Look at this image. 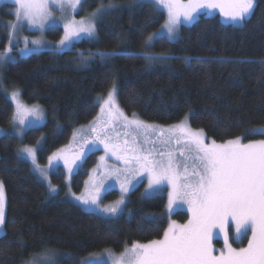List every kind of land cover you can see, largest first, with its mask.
<instances>
[{
  "label": "trees",
  "instance_id": "1",
  "mask_svg": "<svg viewBox=\"0 0 264 264\" xmlns=\"http://www.w3.org/2000/svg\"><path fill=\"white\" fill-rule=\"evenodd\" d=\"M85 1L89 8L114 6L97 20L94 38H83L62 51L32 52L6 62L2 69L5 86H16L23 101L44 107L45 121L27 128L22 138L39 148L40 164L70 140L75 127L95 117L98 96L114 82L117 103L127 115L135 113L159 124L187 116L191 127L214 141L264 139L262 134L246 135L264 128V0H255L252 14L239 25L225 23L216 14H200L190 25H180L175 41L164 37L150 47L148 34L165 20V13L154 4ZM0 15L11 19L13 6L0 5ZM49 34L58 37L60 28L51 27ZM6 41V29L0 26V50ZM160 54L172 58L152 62L144 58ZM12 114L13 105L0 84V125L7 126ZM94 159L93 152L87 155L72 175L74 192L81 189L85 170ZM64 176L60 167L51 173L59 191L49 194L29 162L18 155L15 134L0 135L6 213L0 264H24L46 249L59 253L56 264H79L103 249L120 252L133 242L163 235L168 221L166 189L145 198L143 183L139 184L129 193L122 212L103 216L66 197ZM117 195L111 189L103 199ZM172 217L183 221L187 213L177 210Z\"/></svg>",
  "mask_w": 264,
  "mask_h": 264
},
{
  "label": "snow or ice",
  "instance_id": "2",
  "mask_svg": "<svg viewBox=\"0 0 264 264\" xmlns=\"http://www.w3.org/2000/svg\"><path fill=\"white\" fill-rule=\"evenodd\" d=\"M13 2L18 6L14 13L18 20L25 18L31 23L40 21L42 24L51 15L50 4L55 5L62 12L66 8L76 11L84 0H13ZM149 2L156 5L157 11L165 8L167 10V20L162 29L147 38L146 46L150 47L154 40L162 39L165 35L168 42L175 41L179 35V26L195 22L201 9H219L222 15L234 25L241 24L252 14L255 0H188L187 3H182L181 0H149ZM112 7L114 6L109 5L107 8L101 6L87 21L82 20L78 24L72 21L66 24L65 35L59 42L60 45H65L73 36H79L80 33L93 36L95 21ZM10 27L15 28V25ZM33 43L36 42L33 41ZM22 51H31V49ZM116 54L101 53V55ZM4 56V53H0V60H3ZM144 58L152 62L165 61L172 57L160 54L145 55ZM117 91L118 88L114 84L108 92L107 99L100 97L98 102L103 99L105 105L112 106L109 109V116L113 115L112 109H115L117 118L123 117L126 121L124 125L126 128L134 126L136 129L147 131L151 126L144 125L135 119L128 120L123 112L119 111L114 99ZM17 96L18 94L14 93L12 99L16 100ZM16 110L13 119L18 118L19 122L24 124L29 111L19 102L16 104ZM101 111L103 112L104 108ZM32 114L37 115L38 119L41 118L34 110ZM92 131L96 129L93 128ZM169 131L175 137L177 145L183 144L188 151H194L195 155L186 156L184 147H181L179 155L184 158L183 161L174 159L173 153L169 152L165 162L152 158L151 149L134 146L135 137L132 144L125 139L123 147L110 143V137L105 139H100L99 135L96 137V140L104 144L106 154L110 152L116 156L117 160H123L125 165L138 166L125 169L132 176L142 172L147 173L148 189L142 194L145 198L163 191V186L167 182L172 187L169 193V206L173 204L176 197H180L189 205L192 213V218L187 224L178 225L173 221L164 232L162 239L143 244L133 242L131 248L125 249L124 254L118 258L117 264H264V140L242 143V138L237 137L222 144H217L214 140L208 144L205 143L203 130H192L188 126L187 116L185 121L172 126ZM128 134L125 133V135ZM249 134L264 135V129H252L246 132V135ZM38 150L39 148L24 146L18 150V155L26 154L28 158H31L35 170L44 175V169L37 163ZM159 155L163 157L164 153ZM57 158V153H53L48 158L49 163L51 164ZM79 159L80 155L72 161L64 158V164L69 173L73 172V165ZM103 159L104 157H101V160ZM189 159L192 161L191 171H189ZM190 176L195 179L189 180ZM131 183L132 180L126 176L121 184L122 192H128L127 185ZM57 193V187L50 185L49 194ZM98 193L99 188H96L95 194H90L88 197L78 196L75 199L80 201L82 206H86L87 210L95 207L112 217L123 211L121 208V205L125 204L123 199L112 206L100 209ZM5 223V189L3 182H0V231H3ZM232 224L237 234L251 231V239L246 248L236 249L228 243V230ZM214 229L224 232L227 249L218 256L213 255L212 252L211 238ZM54 256L55 253L52 250L46 249L43 253H34L25 264H55ZM79 264H87V262L83 261Z\"/></svg>",
  "mask_w": 264,
  "mask_h": 264
},
{
  "label": "rangeland",
  "instance_id": "3",
  "mask_svg": "<svg viewBox=\"0 0 264 264\" xmlns=\"http://www.w3.org/2000/svg\"><path fill=\"white\" fill-rule=\"evenodd\" d=\"M142 1H149V0H132L130 3H140ZM182 3H187L188 0H181ZM4 3H9L13 6V17L11 19L5 18L0 15V26L1 28H5L7 32V41L5 47L0 50V53H4L5 56L3 60H0V84L2 90L4 91L5 95L9 98L13 105V114L11 117L10 122L7 126H1L0 135L6 132H12L15 134L17 138V151L24 147L29 146L36 148V145L24 143L22 141L24 131L29 127H35L41 125L45 121V111L44 107L39 103H27L23 101L20 96V91L16 86L7 87L4 85L2 81V69L6 62L15 60L18 57L26 56L32 52H38L42 50H54V51H62L69 48L74 42L79 41L83 38H94L96 36V22L95 21V32L93 36H88L87 33H80L79 36H73L69 41L65 43V45H60V41L64 38L65 35V25L75 21L77 24L87 19L91 16V14L101 6H95L93 8H89L87 1L84 0L82 5H79L76 11H73L71 8H66L63 12L58 10L55 5H49V11L51 13L50 17L45 20L42 24L40 21L36 23H31L25 18L17 19L16 15H14L16 8L18 7L13 0H0V5ZM156 6V5H155ZM104 7V6H103ZM107 8V7H106ZM165 13V20L161 25L157 28L152 30L148 37L152 34L156 33L158 30L162 29L163 25L166 23L167 20V10L162 9ZM213 15L216 14L219 19L225 23H232L229 19L224 17L219 9H201L199 10V15ZM181 19H183L181 17ZM233 24V23H232ZM10 25H15V28L10 27ZM239 25V24H236ZM51 27H59L60 28V35L58 37H52L49 34V29ZM180 27V26H179ZM147 37V38H148ZM166 37V35H165ZM167 38V37H166ZM35 41L36 43H33ZM25 49H31V51H22ZM113 84L109 87L107 92L103 93L102 95L98 96V98L103 97L107 99L108 92L113 88ZM18 94L17 99L13 100V94ZM98 110L93 117L88 122L75 127L73 130V135L70 140L63 144L56 149H54L47 157L45 163L40 164L38 161L37 163L39 166L44 169V175H42L39 171L35 170V166L32 164L31 158H28L26 154L21 156L23 159L29 162L32 171L37 175V177L43 182L46 186L47 191L49 192V186L54 185L57 187L59 191V186L52 182L51 180V173L57 168L60 167L64 172V191L65 195L71 201L79 204L83 209L87 210L86 206H82L80 201H77L75 197L84 196L88 197L90 194H95L96 188H99V200L98 204L100 209L106 206H112L115 202L123 199L125 203L128 200L129 193L131 190L139 184L143 183L142 191L148 189V180H147V173L142 172L138 173L135 176H132L130 172L125 171V169L138 167L137 165H125L123 160H117L116 156L112 155L110 152L106 154L104 149V144L100 143L99 140H96V137L99 135L100 139H105L106 137H110V143L119 144L123 147V141L127 139L130 144L133 143V137H135V145L134 146H143L145 149H151L153 151V157L156 160H164L167 161V154L172 152L174 155V159L183 161V157L179 155V149L184 147L185 154L188 157L194 156L195 152L188 151L187 147L182 145H177L175 143V137L169 131L172 126H176L180 124L182 121H185V118L178 122H174L171 124H159L153 122H146L141 120L140 118L127 115L125 112L120 108L116 100L115 94V104L118 105L119 111L123 112L124 116L127 117L128 120H137L142 122L144 125L151 126L150 128L145 131L144 129H136L134 126L132 127H125L126 121L123 117L117 118L116 110L112 109L113 115L109 116V109L112 107L110 105H105L103 99H100L98 102ZM19 102L25 109L29 111L25 119V123L21 124L19 119H13L16 115V104ZM104 108L102 112L101 109ZM33 110L35 113H38L41 118H37V115L32 114ZM187 124L192 130H201L199 128H193L189 125L188 119ZM95 128L96 131H92ZM264 129V128H262ZM161 132L163 133L161 135ZM119 133V136H117ZM125 133H129L125 135ZM204 133V131H203ZM237 138V137H235ZM235 138L227 139L233 140ZM204 140L205 143L210 144L213 140L209 139L204 133ZM225 140V141H227ZM264 139H257L252 141H259ZM95 141V143H93ZM225 141H215L217 144H222ZM249 141V142H252ZM42 142V138H40L37 144ZM242 143H249L243 142ZM62 150V151H61ZM94 153L95 159L94 161L89 164L85 170L86 176L84 179L83 184L81 185V189L78 192H74L72 189V175L77 171V169L81 166L84 158L89 155L90 153ZM53 153H57L58 158L54 159L51 164L49 163V157L53 155ZM159 153H164V156H160ZM82 154V155H81ZM122 154V153H119ZM80 155V159L76 160L75 165H73V172L69 173L68 168L64 164V158H67L69 161H72L76 156ZM101 157H104L101 160ZM189 163V171H191V159L188 160ZM119 170V171H117ZM181 173L183 172V168H180ZM129 177L132 180V183L127 185L129 188L128 192H122L121 184L125 181V178ZM195 179L194 177H189V180ZM114 189L117 191L118 195L116 198L112 200H104L103 197L111 190ZM163 189H166V215H167V225L164 230L167 231L169 225L174 221L178 225L187 224L188 221L192 218V213L189 210V205L185 202V200L181 199L180 197H176L173 204L169 206V193L172 191L171 185L165 182ZM125 205V204H124ZM124 205H121L123 209ZM177 210L184 211L187 213V218L183 221H179L172 217L173 213ZM92 211L98 213L103 216H110V214L102 213L95 207H93ZM231 223V222H230ZM3 231H0V235ZM251 232V231H250ZM164 234V233H163ZM246 236V241L244 240ZM228 243L231 244L233 248H246L248 246V241L251 239L249 231L237 234L235 231V226L232 224V227L228 230ZM163 235L159 238H155L152 240L162 239ZM151 241V240H149ZM146 242H139L141 244L147 243ZM133 244V243H132ZM132 244L126 246L120 252H114L110 249H103L97 253L90 254L82 258L81 262L86 261L87 264H117L118 258H120L125 249H130ZM211 245H212V252L213 255L218 256L221 252H226L227 249L225 247V240H224V232H221L219 229H214L213 236L211 238ZM53 251V250H52ZM55 256L53 259L55 260L59 255L58 252L53 251ZM43 253V252H41ZM32 256L30 257V259ZM29 259V260H30ZM28 261V260H27ZM25 264V263H24Z\"/></svg>",
  "mask_w": 264,
  "mask_h": 264
},
{
  "label": "flooded vegetation",
  "instance_id": "4",
  "mask_svg": "<svg viewBox=\"0 0 264 264\" xmlns=\"http://www.w3.org/2000/svg\"><path fill=\"white\" fill-rule=\"evenodd\" d=\"M249 233H250V236H251L252 234H251V232H250V231H249ZM245 241H246V236H245Z\"/></svg>",
  "mask_w": 264,
  "mask_h": 264
}]
</instances>
